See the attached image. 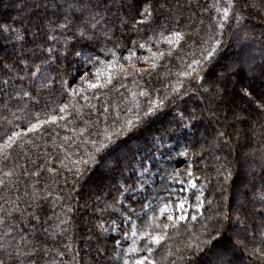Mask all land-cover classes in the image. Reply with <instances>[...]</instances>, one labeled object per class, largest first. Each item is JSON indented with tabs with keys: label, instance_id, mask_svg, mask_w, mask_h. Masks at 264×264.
Here are the masks:
<instances>
[{
	"label": "trees",
	"instance_id": "1",
	"mask_svg": "<svg viewBox=\"0 0 264 264\" xmlns=\"http://www.w3.org/2000/svg\"><path fill=\"white\" fill-rule=\"evenodd\" d=\"M128 2L131 4V0ZM39 3L40 0H0V24H11L21 32L24 28L29 30L23 41H17L14 32L8 39L0 37V56L15 59L21 51L33 48L34 25L43 21L47 28L49 21H55L50 11L48 19H44L42 8L38 9L39 20L32 17ZM153 3L159 9L154 20L138 26L140 30L136 32L118 27L114 21L112 41L100 35L96 46L90 50L91 54L99 53L101 59L111 60L110 54L105 56L100 51L111 49L119 58L118 63L126 68L129 61L124 57L129 55V50L135 51V57L143 58L140 63L133 57L130 63L136 69H150L151 63H144V58L151 53L133 48L132 41L137 45L146 43L152 52L172 51L171 56L157 59V67L150 72L124 74L114 65L112 84L106 88L84 89L75 96L65 91L67 86L62 88L58 79L49 88L33 89L38 92L33 99L16 98L20 85L8 90L11 96L0 92V144L13 132L26 131L30 123H37V115L41 125L35 132L21 136L7 151L6 159L0 155V180L4 182L0 186V206L7 210L15 201L21 210H26L22 217L19 212L13 214L19 217L11 220L15 230L9 229L15 239H5L7 243L21 245L22 253L25 246L31 251L33 245L47 250L41 255L23 256L22 264H124L125 260L132 264V257L126 253L137 238L123 236L121 229L128 225L122 223V205L116 203L117 198L124 206L129 203L117 190L125 181L128 184L138 181L137 200L155 208H163L167 203L173 215L178 216L174 204L180 198L184 197L187 202L186 219L178 221V227L167 230L168 235L161 245H153L150 259L155 264H209V261L215 264V254L222 250L226 252L224 259L234 264H264V259L229 243L241 228L233 210L241 205L250 209L254 194L264 187V115L240 93L244 86H264V0H240L238 9L244 19L239 24L230 20L223 35L216 36V40L223 42L222 48L207 67L218 71L217 68L222 70L227 65L229 73L227 79L221 81L224 87L218 85L221 94L211 106L217 117H213L211 123L208 119L211 113L205 110L207 102L203 96H198L187 104L179 101V106L170 105L131 132L113 136V145L96 152L106 134L120 132L125 120L136 119L135 101L141 106L145 103V98L138 95L142 89H158L159 97L163 98L178 81H184L187 87L188 81L183 75L186 66L193 59L204 62L205 50L215 43L209 39L213 35L209 29L219 31L222 16L212 7L215 0H153ZM161 3L166 6L159 8ZM174 31L184 36L179 46L165 42ZM85 52L89 49L85 48ZM69 60L60 61L59 72L50 69L44 75L59 76L73 88L80 87L76 83L87 69L82 58L70 57ZM39 82H43V77ZM21 83L25 89L31 87L28 79ZM64 104H68V108L61 113L59 107ZM193 109L200 115L197 128L178 126L175 113ZM52 116L56 117V122L45 123ZM217 131L229 134L236 154L229 153L228 145L215 144ZM182 151H187L188 155H180ZM92 155L98 163H92ZM84 160L88 161L87 165ZM185 169L192 175H187ZM36 171L40 172L39 176L32 175ZM7 172L14 174L7 176ZM151 173L153 176L141 193L143 178ZM192 183L196 184L195 188L191 187ZM36 202L40 209L28 207ZM132 206L142 217L136 223L143 229L145 222H149L148 217H143L139 203L133 201ZM32 211L40 216L39 224L28 216ZM145 211L151 217V210ZM225 212L232 215L231 220L224 218ZM2 215L6 212H0ZM159 219L167 222L165 217ZM101 224L108 231L99 228ZM217 231L221 237L208 246L212 249L209 255L193 261L194 249L190 245L208 240ZM247 236L249 250L261 247L264 218L250 217ZM116 241H120L118 246ZM137 243L143 247V242L137 239Z\"/></svg>",
	"mask_w": 264,
	"mask_h": 264
},
{
	"label": "snow or ice",
	"instance_id": "2",
	"mask_svg": "<svg viewBox=\"0 0 264 264\" xmlns=\"http://www.w3.org/2000/svg\"><path fill=\"white\" fill-rule=\"evenodd\" d=\"M240 0H215L212 5L217 13H221V20L218 22L219 31L210 28L209 31L213 35L209 36L210 40H214L215 43L205 50L204 62L198 59H193L187 66L184 72V76L188 81V86H185L184 81H178L176 86H172L171 93L159 97V90H144L142 89L138 95L145 98L143 106L140 105L139 101H135L136 111L134 115L136 119L131 118L125 120L120 132H114L112 134H106L104 142H101L100 147L96 148V152H102L108 149L115 143L113 136H122L126 132H131L134 128L139 127L142 124L149 122L148 118L156 116L158 113L169 108L172 104H177L179 101H183L187 104L190 100L203 96L207 102L206 109L211 113L209 116V123L212 122L213 117H217V113L211 110V106L214 103L215 97L220 96L221 88L218 87L221 81L227 79L229 73V67L224 66L222 70H213L208 68L207 65L211 64L214 57L218 54L222 48V41L216 40V36L223 35L225 25L230 20H235L239 24L244 17L240 14L238 4ZM222 5V6H221ZM166 5L161 3L159 8H164ZM37 11H33L32 17L37 20L40 19L41 12L38 9H43L44 19H48L47 13L50 11L52 16H55V21H49V26L45 28L43 21L34 25L35 30L31 32L33 48L21 51L20 54L15 58L11 59L8 57L0 56V92L7 93L9 96L12 95L8 90L20 87L17 89L19 95L17 99L28 98L33 99L38 92L33 89H44L49 88L51 84L58 79L62 88L69 92L70 95L75 96L80 92H83V88H73L67 80L59 76H45L44 73L48 70L59 72V64L61 60H69L70 57L82 58V64L87 69L79 79L87 83L89 89L106 88L108 85L113 83V66L115 65L121 73H148L150 70L157 67L155 61L157 59H163L166 55L171 56L173 53L169 51L164 52H152L151 47H147L146 43H140L137 45L136 41H132L133 48L146 49L151 53L150 57L144 58V63H151L150 69H136L130 62L133 57L136 56L135 51L129 50V55L124 57V60L129 61V67H124L118 63L119 58L116 56L115 51L108 49H101L105 56L111 55V60L101 59L99 53L91 54V49L96 46V43L100 35H103L105 40L111 42L115 35V28L112 26L115 21L117 26L120 28H126L129 32L139 31L138 26L144 25L146 22L155 19L156 12L159 10L153 0H131L129 4L128 0H40V3L36 6ZM127 9V11H125ZM134 11V15H133ZM23 23V21H21ZM31 23V19L29 20ZM16 33L15 39L17 41L25 40L26 34L29 30L23 29V32L19 31L13 25L0 24V37L4 39L9 38V34ZM163 36V33H160ZM184 38L180 31H174L171 37L165 40L170 45L179 46L180 41ZM85 48L89 49V52H85ZM139 59V58H137ZM39 61V63H37ZM71 63V61L69 60ZM91 65L89 68L88 66ZM190 69V71H189ZM89 73H92L95 77V81L88 80ZM39 74V75H38ZM41 77L43 82L40 83ZM25 79L30 81L31 87L25 89L21 82ZM103 79V83L100 80ZM264 79V77H262ZM75 82V81H73ZM209 87H205V85ZM124 87V85H121ZM153 92L156 95H153ZM241 95L247 99L254 109L261 115H264V86L259 85H248L240 89ZM137 95V94H134ZM185 97L188 99L185 100ZM87 99V97H84ZM39 103V100H36ZM68 108V104H64L59 107V112L63 113ZM107 111V109H105ZM143 113L141 116L140 114ZM15 115V114H13ZM63 118V117H61ZM174 119L177 120L178 126L182 125L184 128L196 129L200 122V115L197 114L195 109L189 112H177L174 115ZM37 123L29 125L26 131L13 132L8 135L6 140L0 144V155L7 158L6 153L11 150L16 144L17 140L27 135L28 132H35L41 125L39 122V116H36ZM56 117L52 116L50 120L45 123H55ZM215 144L230 145L229 134L226 131H217L214 136ZM214 144V146H215ZM182 156H187V151L179 153ZM93 164L98 163L96 156H90ZM85 165L88 164L87 160H84ZM27 171V169H25ZM51 171V169H49ZM187 175L191 176L192 173L185 169ZM79 173V169L77 170ZM13 172H7L5 175L11 176ZM32 175L39 176L40 172H33ZM3 180H0V186L3 185ZM137 183L134 181L132 184H128L125 181L123 184L118 185V192L120 196L128 200L129 203L124 206L123 201L117 198L116 203L122 205L120 209V215L122 217V223L128 225L126 229H121L123 236L137 238L143 242V247L137 243V239L133 240L132 246L127 249V255L132 257V264H155V261L150 259L153 255V245L159 246L167 237V230L169 228L178 227V221L185 220L184 215H173L168 211L167 203L163 208H155L150 203H143L136 199ZM192 188L196 187L195 183L191 184ZM142 193L143 187L139 189ZM131 193L132 195H126ZM28 193H26L27 195ZM199 200V196H197ZM140 204V212L143 213V217H148L149 222H145L144 228L141 229L140 225L136 223L138 220H142L140 214L137 213V209L132 206V202ZM186 201H179L174 204V210L178 208L180 212H183ZM251 208L249 209L245 205H241L239 208L234 209L236 213L235 221L241 225L240 231L234 234V239L230 238L229 243L234 247H242L246 251H249L252 256L264 259V239L260 241L261 247L248 249V221L251 216L259 215L264 218V187H262L257 193L254 194L253 199L249 202ZM10 209H4L0 206V212H6V215L0 216V264H22L23 256L41 255L42 252L47 251L37 248L33 245L31 251L27 250L22 253L20 248L21 245L7 243L5 238L15 239L13 232L9 229L15 230V226L11 223L12 219H19V217L13 215L19 212L20 216H24V211L19 208V205L13 201ZM259 205L257 207L256 205ZM40 209L38 202L29 204L28 207ZM145 209H150L152 212L149 217L148 212ZM106 210V209H105ZM157 212L159 215H157ZM28 216L40 223V216L35 211L29 212ZM135 216V219L133 217ZM225 219H232V215L228 212L223 213ZM159 217H165V221H161ZM192 219H196L192 216ZM113 224L116 222L113 221ZM104 232L108 229L104 226L98 225ZM159 230L158 232L156 230ZM47 231V229H45ZM221 234L219 231L209 237L208 240H202L195 245H190L193 248L192 252L193 261L197 257L208 256L211 252L212 241L219 240ZM23 239V238H22ZM117 246L120 241H116ZM141 252L147 253V255H135ZM215 264H234V261L225 260V251L217 252ZM54 264V262H53ZM124 264H129L128 260H125ZM192 264V262H190ZM209 264H213L209 261Z\"/></svg>",
	"mask_w": 264,
	"mask_h": 264
},
{
	"label": "rangeland",
	"instance_id": "3",
	"mask_svg": "<svg viewBox=\"0 0 264 264\" xmlns=\"http://www.w3.org/2000/svg\"><path fill=\"white\" fill-rule=\"evenodd\" d=\"M137 58H139V59H137ZM135 59L136 60H138L140 63L142 62V59L143 58H141V57H135ZM143 63V62H142ZM140 65H142V64H140ZM220 68H217V70H219ZM88 80H91V81H95L96 80V77L92 74V73H89V76H88V78H87ZM103 81V79H101L100 80V82H102ZM76 84H80L81 86L80 87H78L77 86V88H83V89H89L88 87H87V83H85V82H83V81H80V82H77ZM221 86V88H223L224 86H223V82H220L219 83ZM229 139H230V145H228V147L230 148L229 150V153H234L235 152V154L237 153V151H236V149H235V147H234V143H233V140L231 139V137H229ZM152 173L149 175V177L148 178H146V177H144L143 178V181H144V184H142V186L141 187H143V186H145L147 183H149L150 182V179L152 178ZM170 191H171V189H170ZM181 192V191H180ZM187 192V188L185 189V193ZM181 200H179V201H186L185 200V198L184 197H182V198H180ZM178 201V202H179ZM188 209V207H187V202L185 203V207H184V210H183V212H180V210L178 209V208H176L175 209V212L178 214V215H184L185 213V211Z\"/></svg>",
	"mask_w": 264,
	"mask_h": 264
}]
</instances>
